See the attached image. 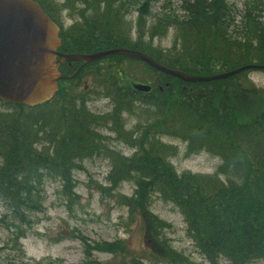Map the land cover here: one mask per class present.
I'll list each match as a JSON object with an SVG mask.
<instances>
[{
    "label": "trees",
    "instance_id": "obj_1",
    "mask_svg": "<svg viewBox=\"0 0 264 264\" xmlns=\"http://www.w3.org/2000/svg\"><path fill=\"white\" fill-rule=\"evenodd\" d=\"M35 1L59 27L62 49L69 54L119 47L200 77L248 64L264 66L263 0L245 3L239 17L228 0H180L182 16L164 12L152 21L148 11L153 0H66L59 7ZM64 10L77 18L68 28L61 19ZM133 13L137 17L128 21ZM170 29L172 46L165 52L153 50V40ZM108 62L116 65L114 59ZM245 73L190 84L156 73L149 92L130 90L127 96L118 87L123 73H114L116 79L108 82L113 132L135 154L110 156V190L101 187L100 192L131 183L133 196H119L120 203L144 217L149 227L145 235L151 230L169 258L177 254L158 236L166 225L149 212L153 196L177 209L209 264L264 261V92L246 81ZM82 96L65 87L37 107L1 103L8 111L0 112V201L23 226L31 225L26 213L41 210L38 187L43 181L60 180L71 196L76 162L103 149L96 133L102 117L87 111ZM122 113L138 121L134 137L120 126L118 130ZM163 137L186 143L187 156L208 153L221 165L213 175L177 174L169 163L177 149L161 142ZM17 236H24L22 228ZM83 252L81 264H102L92 258L93 252L116 256L127 250L115 242L86 245Z\"/></svg>",
    "mask_w": 264,
    "mask_h": 264
},
{
    "label": "rangeland",
    "instance_id": "obj_2",
    "mask_svg": "<svg viewBox=\"0 0 264 264\" xmlns=\"http://www.w3.org/2000/svg\"><path fill=\"white\" fill-rule=\"evenodd\" d=\"M42 1L44 3L49 1L59 7L66 0ZM179 1L153 0L148 11L149 20H154L164 12L182 16ZM251 1L253 0H228V3L239 17L245 3ZM136 17L133 13L128 21ZM61 19L65 28L77 21L76 16L69 15L67 10L62 11ZM173 36L174 30L170 29L164 38H155L151 45L152 49L165 52L172 46ZM132 37L134 38V35ZM115 64L117 69L123 71L119 87L126 89L123 93L126 96L130 95V90L132 91V83L149 85L157 77L155 71L154 73L148 71L138 62L119 61ZM89 73L94 77L97 74L103 77L108 75L107 72L103 75V71ZM244 78L257 90L264 92L263 70H248ZM65 87L66 84H61L59 88ZM71 90H74L76 95H83L82 100L87 111L96 117H102L100 124L96 126V133L103 139L101 140L103 149L96 157L76 162L78 169L72 172L71 196L66 194L67 189L56 178H49L41 183L38 187L41 210L31 211L25 215L31 223L30 226L20 224L13 218L9 208L7 209L0 201V264H81L86 258L84 246L89 245L92 248L95 244L115 242L123 244L127 252L116 256L93 252L92 258L102 264H209L194 246L181 214L173 205L153 196L149 208V212L166 225L158 236L177 254L169 258L151 230L145 235V229L148 231L149 227L144 217L129 212L128 208L120 203L119 196L127 198L133 196L134 188L131 183L124 181L113 191L100 192L101 187L110 190L107 181L111 173L110 156L115 154L122 158H131L135 154V149L116 139L113 132L115 126L111 124L109 118L113 111L109 85L107 89L102 90H95L91 86L89 91L84 92L83 84L80 83ZM7 111L0 103V112ZM137 123L132 115L122 113L117 128L120 130V126L125 133L133 135V126ZM161 142L176 147L177 155L170 157L169 163L178 174L186 172L192 175H213L221 165L218 157L208 153L199 152L187 156L186 143L170 137L161 138ZM11 223L15 227H11ZM18 228L23 229L24 236H17ZM253 264H264V261L257 260Z\"/></svg>",
    "mask_w": 264,
    "mask_h": 264
},
{
    "label": "water",
    "instance_id": "obj_3",
    "mask_svg": "<svg viewBox=\"0 0 264 264\" xmlns=\"http://www.w3.org/2000/svg\"><path fill=\"white\" fill-rule=\"evenodd\" d=\"M59 30L39 5L32 0H0V102L35 107L50 102L57 91L60 63L88 64L110 56L143 62L153 71L184 83L213 82L237 76L248 70H264V66L248 64L213 76H194L173 71L149 56L122 48L95 54H58ZM59 58L57 60L56 58ZM134 89L148 92L147 85L135 84Z\"/></svg>",
    "mask_w": 264,
    "mask_h": 264
},
{
    "label": "flooded vegetation",
    "instance_id": "obj_4",
    "mask_svg": "<svg viewBox=\"0 0 264 264\" xmlns=\"http://www.w3.org/2000/svg\"><path fill=\"white\" fill-rule=\"evenodd\" d=\"M60 53L62 54H67V52H65L62 48H60L59 50ZM114 59V58H113ZM110 60V59H109ZM121 60H115L114 62H119ZM94 65L95 69L94 71H92L93 69L89 68L91 66ZM60 69H61V74H63L64 76L69 77L70 79L67 80V83H70L71 87H78L80 85V83L83 84V89L89 91L92 88H95V90L99 89H107L108 88V82H110V79H116L115 75H113L116 72H121L123 73L122 69H117L114 65H110L109 66V62L108 59L107 60H100V61H96V63H92V64H85L82 65L80 63H75L72 62V64H61L60 65ZM119 70V71H118ZM96 71H103V75H105V72L108 73V75L106 77L103 76H99V74H97L96 77H94L91 73L89 72H96ZM114 71V72H113ZM106 73V74H107ZM85 79V80H83ZM122 80V78H121ZM92 83V85L90 86L89 84ZM95 83V84H94ZM119 87V85H118ZM122 93H125V89L121 88ZM113 103V101H112Z\"/></svg>",
    "mask_w": 264,
    "mask_h": 264
},
{
    "label": "bare ground",
    "instance_id": "obj_5",
    "mask_svg": "<svg viewBox=\"0 0 264 264\" xmlns=\"http://www.w3.org/2000/svg\"><path fill=\"white\" fill-rule=\"evenodd\" d=\"M37 3V2H36ZM38 5H39V7L41 8V6H40V4L39 3H37ZM42 10H43V8H41ZM44 11V10H43ZM171 138V137H170ZM116 139H117V136H116ZM172 139H174V138H172ZM175 140H177V139H175ZM177 141H179V140H177ZM180 142V141H179ZM122 143V142H121ZM184 143V142H183ZM174 147V146H173ZM176 148V147H175ZM110 153V152H109ZM178 174V173H177ZM220 179H222V180H224V177L223 176H221V178Z\"/></svg>",
    "mask_w": 264,
    "mask_h": 264
}]
</instances>
